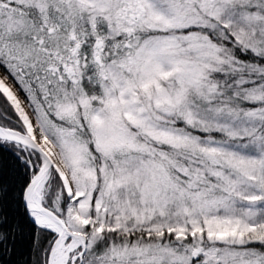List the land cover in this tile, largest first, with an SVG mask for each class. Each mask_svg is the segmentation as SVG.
I'll use <instances>...</instances> for the list:
<instances>
[{
	"label": "snow or ice",
	"instance_id": "snow-or-ice-1",
	"mask_svg": "<svg viewBox=\"0 0 264 264\" xmlns=\"http://www.w3.org/2000/svg\"><path fill=\"white\" fill-rule=\"evenodd\" d=\"M0 264H264V0H0Z\"/></svg>",
	"mask_w": 264,
	"mask_h": 264
}]
</instances>
